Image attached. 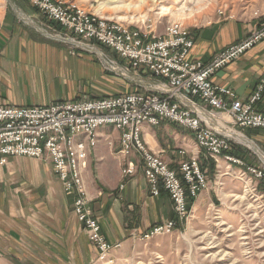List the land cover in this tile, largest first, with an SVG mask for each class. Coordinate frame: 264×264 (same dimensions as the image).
<instances>
[{"label":"built area","instance_id":"obj_1","mask_svg":"<svg viewBox=\"0 0 264 264\" xmlns=\"http://www.w3.org/2000/svg\"><path fill=\"white\" fill-rule=\"evenodd\" d=\"M24 1L47 21L59 26L65 36L69 34L71 38L60 37L67 43L82 50L96 46L108 49L125 62L127 68L120 67L124 77L129 78L132 72L158 81L154 93L81 97L45 106L0 105V166L6 165L10 157L50 163L63 192L73 197L74 215L96 249L97 263L112 264L111 256L121 246L108 243L102 234L99 220L89 207L84 182L87 150L96 145L97 131L102 127L119 131L121 156L132 153L138 156L151 196L156 197L163 190L172 203L171 220L131 235L139 242L170 235L187 225L191 215L188 200H197L208 186L207 171L202 168L201 160L213 161L216 169L221 163L225 170L233 166L244 168L258 181L259 188L264 189V172L231 154L233 147L241 143L221 133L215 125L264 130V113L256 110L264 96V74L244 101L232 89L212 82L219 70L264 41V11L253 12L256 27L245 38L222 49L208 62H202L189 58L194 38L178 22L167 24L159 34L155 23L125 25L91 13L75 0ZM217 14L219 18H233L222 9ZM161 122L189 132L201 150L200 155L182 159L178 171L170 169L142 139L144 124L157 127ZM134 172V165L128 163L122 167L121 176L124 180Z\"/></svg>","mask_w":264,"mask_h":264},{"label":"crops","instance_id":"obj_2","mask_svg":"<svg viewBox=\"0 0 264 264\" xmlns=\"http://www.w3.org/2000/svg\"><path fill=\"white\" fill-rule=\"evenodd\" d=\"M230 14L233 19H213L189 30L194 38L189 58L208 62L255 29L257 20L253 13L232 10ZM2 19L0 105L45 106L81 97L101 98L94 96L106 92V83L113 86L106 75L111 73L103 70L92 56L83 51H69L39 31L44 37H38L25 27L26 22H17L6 12L2 13ZM95 49L103 54L99 48ZM102 50L116 56L108 49ZM102 60L106 62L105 58ZM115 70L121 71L120 67ZM263 74L264 41L219 70L212 82L232 89L244 101ZM153 79L129 87L133 92L154 93L158 81ZM256 110L264 113V96ZM221 119L227 121L226 117ZM218 124H215L217 130L226 134ZM229 128L238 135L241 145L237 149L250 141L264 151V130ZM119 138V131L110 126L97 131L96 145L87 150L84 182L89 206L99 220L102 234L108 243H120L122 248L132 239V234H141L157 223L171 220L174 213L171 200L163 190L156 197L149 193L138 156L132 153L123 157L118 153ZM142 139L174 171H178L182 159L200 155L201 151L189 132L167 122L157 127L144 124ZM12 158L0 168L7 166ZM40 162L42 166L32 171L18 169L2 173L0 170V264H98L96 249L74 215L73 197L63 193L51 164ZM128 163L134 165L135 172L123 180L121 169ZM201 165L207 175L208 171L213 174L216 170L213 161L201 160Z\"/></svg>","mask_w":264,"mask_h":264},{"label":"rangeland","instance_id":"obj_3","mask_svg":"<svg viewBox=\"0 0 264 264\" xmlns=\"http://www.w3.org/2000/svg\"><path fill=\"white\" fill-rule=\"evenodd\" d=\"M75 1L91 13L132 27H138L144 23H155L159 34H162L165 26L172 22L180 23L189 31L213 19L221 20L223 18H219L217 14L220 9L226 14L231 13L232 10L241 14H251L257 10L264 11V0ZM198 5L206 6L199 10ZM3 12L17 22L22 24L26 22L25 27L32 30L38 37L43 35L27 21L52 37L71 38L69 34L65 36L66 33L59 26L47 21L37 9L24 0H0L1 28ZM180 13L184 14L183 18L178 17ZM232 14L235 15L234 12ZM232 17L234 18L233 15ZM19 18L25 21H20ZM49 40L69 51L87 53L99 63L103 70L111 73L106 75L113 86L109 87L110 85L106 83V92L94 97L102 98L107 95L130 93L133 92L130 88L133 84L153 79L150 76L135 75L132 72H129V78L124 77L122 71L115 69L127 68L125 62L100 47L96 46L104 54L105 57H103L108 63L100 58L103 54L93 47H84L85 49L82 50L67 43L65 39ZM121 84L124 87L121 88ZM100 87L104 86L100 85ZM245 144L248 148L244 145L240 147L242 158H238H241L246 165H253L264 172L262 148L259 149L250 141H246ZM223 165L221 163L213 174L208 171V186L193 202L187 225L170 235L156 237L146 243L131 237L126 247H120L121 249L114 252L112 264H264V190H260L262 188H259L258 181L246 173L244 168L232 167L230 170H225ZM41 166V162L36 159L13 157L8 165L0 170L2 173L18 169L32 171ZM31 179L33 180L34 176H31ZM244 194L243 200L237 198ZM261 194H263L262 197ZM1 196L0 188V198Z\"/></svg>","mask_w":264,"mask_h":264},{"label":"bare ground","instance_id":"obj_4","mask_svg":"<svg viewBox=\"0 0 264 264\" xmlns=\"http://www.w3.org/2000/svg\"><path fill=\"white\" fill-rule=\"evenodd\" d=\"M206 5H204V6H199L198 5V7H199V10L200 9H202V8H204ZM183 16H184V14L183 13H180L179 14V18H183ZM56 38H58L59 39V37H56ZM62 41V40H61ZM86 48H88V47H86ZM101 58H103L104 59V57H103V55H102V57ZM116 68V67H115ZM218 127L219 128H221L222 130H224L225 131V133L227 134V135H229V136H232V137H234L237 141H239L238 140V135H236V133L234 132V131H232V129L231 128H229L230 130H228L224 125H221V124H218ZM263 156V155H262ZM207 162V161H206ZM202 166V165H201ZM203 168V167H202ZM144 177V176H143ZM246 194V193H245ZM245 194H244V196H239V197H237L238 199H244L245 198ZM90 207V206H89ZM91 209V208H90ZM222 224H224V223H222ZM120 244V243H119ZM121 245V244H120ZM121 247V246H120Z\"/></svg>","mask_w":264,"mask_h":264},{"label":"trees","instance_id":"obj_5","mask_svg":"<svg viewBox=\"0 0 264 264\" xmlns=\"http://www.w3.org/2000/svg\"><path fill=\"white\" fill-rule=\"evenodd\" d=\"M231 154H233V155L236 156V157H241V158H242L239 149H237L236 147H233V149H232V151H231ZM260 190L262 191V190H264V189H260ZM193 202H194V201L191 200V199L188 200V202H187V204H188V209L191 208Z\"/></svg>","mask_w":264,"mask_h":264},{"label":"water","instance_id":"obj_6","mask_svg":"<svg viewBox=\"0 0 264 264\" xmlns=\"http://www.w3.org/2000/svg\"><path fill=\"white\" fill-rule=\"evenodd\" d=\"M7 1H9V0H7ZM27 22L30 23L35 29H37V31H39L41 34H43L44 36H46L49 39H54V40H57V41H60V39H62L60 37H59V39L56 38V37H52V36L48 35L47 33L43 32L39 27H37L36 25H34L32 22H30V21H27Z\"/></svg>","mask_w":264,"mask_h":264}]
</instances>
